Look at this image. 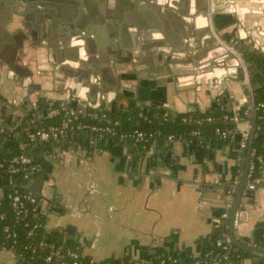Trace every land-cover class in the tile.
Returning <instances> with one entry per match:
<instances>
[{
  "label": "crops",
  "instance_id": "crops-1",
  "mask_svg": "<svg viewBox=\"0 0 264 264\" xmlns=\"http://www.w3.org/2000/svg\"><path fill=\"white\" fill-rule=\"evenodd\" d=\"M52 1L51 9H20L9 25L10 35L22 43L14 50L20 73L14 71V78V69L0 63V130L15 136L24 124L45 119L47 110L38 104L42 98L64 101L79 117L86 115L84 106L88 112H127L136 126L141 125L138 112L154 107H170L175 114L248 107L242 105L248 100L246 83L228 78L238 72L234 62L220 60L229 49L214 52L215 41L199 46L197 32L216 27L226 44L243 41L242 52L264 55V38L255 31L257 26L264 35V0H210L214 13L203 11L201 23L192 16L201 15L208 0ZM72 25L83 33L78 46L74 42L81 35ZM67 32L74 41L69 47L77 49L73 55L85 61L66 57L57 63L48 45L59 42L62 48ZM189 38L200 47L193 60L172 51L185 48ZM112 56L119 63L109 59L102 75V64ZM5 132L0 136L7 140ZM29 154L39 170L27 190L48 214L47 228L66 231L96 262L129 257L147 263L158 248L203 260L224 222L228 229L230 183L239 181L244 160L240 141L214 146L195 136L166 137L144 151L132 140L72 133L65 140L34 144ZM257 176L262 182L244 191L237 225L242 239L256 237L264 227V164ZM263 259L248 254L234 264H264ZM0 264H17L15 253L0 249Z\"/></svg>",
  "mask_w": 264,
  "mask_h": 264
},
{
  "label": "trees",
  "instance_id": "trees-1",
  "mask_svg": "<svg viewBox=\"0 0 264 264\" xmlns=\"http://www.w3.org/2000/svg\"><path fill=\"white\" fill-rule=\"evenodd\" d=\"M251 64L252 74L254 80L252 82L254 88V101L255 106L259 103L264 104V55L257 51H250L247 54ZM40 107L48 108L45 98L39 100ZM60 101L55 100V106H59ZM247 110L246 107L243 108ZM223 113H209L203 114L199 112L194 113H176L174 119L170 112L164 107H154L148 110L140 111L141 125L136 126L129 118V113L117 115L108 112V116L112 121V125L120 132H134L141 131L147 135L153 134L154 137L149 138L145 143L139 144L145 151L150 148L152 143L157 140H162L167 136L173 135L176 139H191L193 132L199 131L203 142H211L214 146H223L231 142L230 138L223 139L217 133V129L226 131L233 129L234 124L224 123L222 121L208 122V117L219 118ZM264 115V109L256 111V127L261 125L260 116ZM63 121V114L57 115L53 118H45L35 124H24L20 128L19 134L4 140L0 136V141L4 144L5 152L0 153V249L13 251L17 257V264H50L45 261V257L49 255L50 249L41 246V243L53 244L56 247L63 249L76 250L81 254V264H91L92 258L83 252L81 243L75 240L63 229H48L47 221L48 214L40 210L38 204L39 199L30 195L27 190V183L31 176L26 178L23 172L11 174L8 171L10 160L21 154L22 150L20 145L22 143H30L29 149L35 144L30 141L27 135L28 132H35L36 130L47 127L49 125H58ZM77 121L88 122L92 124H100L98 121L90 120L86 117H79ZM83 134H89L87 132ZM254 150L258 156L264 160V129H256ZM256 171L258 174L261 170L263 163L256 160ZM12 182V183H11ZM20 195V201L17 206L14 205L11 196L14 192ZM228 230L221 226L219 231L214 234V241L222 237ZM15 234V235H14ZM256 241L264 243V227L256 230ZM214 255L223 252L221 247H211ZM249 253L233 247L229 252L231 258L230 263L221 264H234L239 263L241 259ZM155 261L150 264H197V259L189 255L181 253H166L163 249H157L155 253ZM110 264H146L133 260L129 257L125 258H109L102 262Z\"/></svg>",
  "mask_w": 264,
  "mask_h": 264
},
{
  "label": "water",
  "instance_id": "water-1",
  "mask_svg": "<svg viewBox=\"0 0 264 264\" xmlns=\"http://www.w3.org/2000/svg\"><path fill=\"white\" fill-rule=\"evenodd\" d=\"M209 2H207L206 7L203 6L199 11V13L201 12L200 17H198V15H194L192 16V18H197V20H199L198 23L202 22L201 17H203L204 12L206 11H210L212 14L214 13V9L213 6L211 5V1L208 0ZM6 4V6H8L7 9L3 10L2 5ZM22 4L20 3L19 0H0V63L1 66H4V64H8L10 65V70L14 69L12 72L13 77L15 78L16 75V71L18 73L19 72V68L15 66L14 61L16 60L17 57H15L16 52L14 50H16L17 45L16 43L19 45L22 44L21 42H17L16 39H13V36L10 35V33L8 32L9 29V25L11 20L13 21V16L14 14H17L19 11V6H21ZM18 10V11H17ZM43 9H41L42 11ZM204 11V12H203ZM3 12V13H2ZM203 12V13H202ZM214 17V15H213ZM211 17V22H212V18ZM209 17L207 16L206 19H208ZM71 24V23H69ZM241 24V23H240ZM194 25V23H193ZM200 25V24H199ZM213 25V22H212ZM242 26V24H241ZM72 28L77 32H79V30L77 29V27H75V25H72ZM210 31V32H209ZM210 34V37H205L206 33ZM71 33H66V35L68 36V38L65 37L62 38V40H66L65 44L62 46L59 42H49L51 46L50 48H52L54 55L57 57H55L57 59V63L59 64L60 62H64L66 59V57H71V59L73 61H85V59L83 57H79V56H75L73 55L74 50L77 51L76 47H69L68 43H73L74 41H72V37L70 35ZM79 34L83 35V33L79 32ZM75 35V34H74ZM81 37L77 38V41H75L73 44L78 46L81 41ZM26 40H28V36L24 35ZM73 36V35H72ZM192 35H190L191 37ZM87 37V36H85ZM197 42L199 44V46L205 44H211L212 41H215L216 44L214 45V52H216V50L218 48H222L223 50L224 47L226 46L229 51L226 53H222V56H220V58H216L217 60H215L217 66L221 63L220 60H222L225 64L233 61L236 69H238V72L235 76H230L228 77L229 79H235L237 81H243L244 83H246L247 86V90H248V100L244 103H242L243 106H250L252 108V118H251V129L249 132V137L247 139V146L244 150V160H243V170L240 176L239 181L235 182V183H230V187L233 189L234 191V198L233 200L229 203V205H231L230 209H228V232H229V237L231 242L239 249L251 254L253 257L255 258H259L261 256H264V246L260 245L257 241H256V237L254 236L252 239H242V237H240L238 230H237V225H238V217H239V213L241 211V207H242V201H243V196H244V191L245 188L247 186L249 187H257L259 184H255V183H251L249 184V178H248V174H249V169H250V164H251V159H252V150H253V146H254V141H255V133H256V109H255V101H254V88L252 85V82L254 80V75H252L251 73V64L245 60V58L241 55V51L242 49H244L245 44L243 41H239V43L236 46H233L232 43L234 42V40L229 41L228 44L225 43V38L223 35H221V33L218 31V29L216 27H214L212 30H209L208 28L206 30H202V31H198L197 32ZM47 37H43L42 40H47ZM204 39V40H203ZM200 47H195L192 45L191 43V39L189 38V40H187V44L185 46V48L182 46V48H174L172 51H178L182 52V53H186L190 56L189 60H193L195 59L193 52L196 51V49L198 50ZM114 51V49H112ZM18 52V51H17ZM116 52V50L114 51ZM8 55V56H7ZM238 55V56H237ZM82 58V59H81ZM114 60L115 62H118L117 59H115L114 56L107 58L106 63L102 64L101 67V73L102 75L104 73H106V71L109 69V67L111 66L110 63H108V60ZM220 59V60H219ZM117 60V61H116ZM219 60V61H218ZM220 62V63H219ZM119 63V62H118ZM86 65V62L85 64ZM225 65H223L224 67ZM54 69L58 67V65L53 66ZM238 67V68H237ZM226 68V67H225ZM177 70L176 68L173 69L172 65L170 66V72L174 75L173 77L176 78L177 80L179 79V76L176 75L175 71ZM15 71V72H14ZM87 71V70H86ZM88 72V71H87ZM97 77H99L98 73L96 74ZM118 79L121 81L122 75H118ZM120 86L117 85V90ZM114 91H116V87L113 88ZM108 91H112V89L108 90ZM119 92V90H118ZM70 93H73V89L70 90ZM105 93H107L105 91ZM104 104L106 103V99L104 98ZM85 100L81 99V104L84 105ZM84 114H86L88 112V109L84 106L82 107ZM166 109L170 112V115L172 117V120L174 119V110L170 107H166ZM76 117H79V113L76 112ZM5 139H9L13 137V134L9 131L5 132ZM236 141H240L242 140L241 134H237L235 137ZM5 152V147L4 145H0V153H4ZM188 184H195V185H199L201 186V183H195L193 181H185ZM264 260V259H263Z\"/></svg>",
  "mask_w": 264,
  "mask_h": 264
},
{
  "label": "built area",
  "instance_id": "built-area-1",
  "mask_svg": "<svg viewBox=\"0 0 264 264\" xmlns=\"http://www.w3.org/2000/svg\"><path fill=\"white\" fill-rule=\"evenodd\" d=\"M242 55V52H241ZM238 56V55H237ZM48 104L47 116L46 118H53L57 115L63 114V121L58 125H49L47 127H42L35 132H28L27 135L31 142L37 144H43L54 140L68 139L72 133H89L96 135L99 139H119V140H132L137 144L145 143L149 138L154 137L153 134H145L141 131L134 132H120L113 125L108 113L105 111H91L86 113L85 117L98 121L100 124H92L88 122L77 121L76 111L69 107L64 101H60L59 106H55V100H46ZM247 110H244L243 107H236L234 111L224 113L219 118L208 117L206 120L208 122L213 121H222L224 123L234 124L233 129L226 131H221L217 129V133L221 135L223 139L230 138L232 141H235L237 134H241V147L245 150L247 139L249 137V132L251 129V118H252V108L250 106L246 107ZM256 111L263 110L264 104L259 103L255 106ZM261 125L256 129H264V115L260 116ZM242 123H249L247 128H242ZM1 132H5L0 130ZM256 134V133H255ZM193 135L195 137L201 136L199 131H194ZM168 140H175L176 138L173 135L167 136ZM30 143H22L20 148L22 150L21 154L13 157L10 160L8 171L11 174L23 172L24 176L28 178L33 176L38 170L39 165L35 163L33 158L30 156L28 150ZM258 160L264 164V160L261 156L256 154V151L252 150V159L249 169L248 178L255 184H260L262 179L255 174L256 164L255 161ZM263 167V166H261ZM12 183V182H11ZM11 199L15 206H17L20 201V195L14 192V196H11ZM228 203V202H227ZM229 206V204L227 205ZM223 227L227 229V225L224 222ZM228 230V229H227ZM15 235V234H14ZM215 247H221L223 252L218 255H214L213 250L211 249L209 254L203 258V260H197V264H221L230 263L229 252L232 251L233 247H236L230 240L229 233H224L221 238L216 239L213 244ZM262 245V244H261ZM41 246L50 249L49 255L45 257V261L50 264H81L80 257L81 254L76 250L63 249L62 247H56L53 244L41 243ZM237 248V247H236ZM17 259V257H16ZM134 260V259H133ZM155 257L152 261L147 262L146 264L153 263ZM104 262V261H103ZM143 262V261H139ZM221 262V263H220ZM145 263V262H143ZM91 264H102V262H96L92 259ZM105 264H110L106 262Z\"/></svg>",
  "mask_w": 264,
  "mask_h": 264
},
{
  "label": "flooded vegetation",
  "instance_id": "flooded-vegetation-1",
  "mask_svg": "<svg viewBox=\"0 0 264 264\" xmlns=\"http://www.w3.org/2000/svg\"><path fill=\"white\" fill-rule=\"evenodd\" d=\"M20 3L22 4L21 6H19V10H25L27 11L28 9H43V10H47V9H51L53 8V4L54 1L52 0H19ZM68 2L66 1V3H64V6L67 4ZM3 10L7 9L8 6H6V4L2 5ZM18 11V10H17ZM19 12V11H18ZM3 13V12H2ZM14 20V19H13ZM12 22V20L10 21ZM257 25V24H256ZM256 35H258V37H260V39L264 38L263 32H260V29H258V27L256 26ZM243 50V49H242ZM253 51V50H251ZM242 52V51H241ZM250 52V51H249ZM244 53V52H243ZM248 52H246L247 54ZM246 57V56H245Z\"/></svg>",
  "mask_w": 264,
  "mask_h": 264
},
{
  "label": "rangeland",
  "instance_id": "rangeland-1",
  "mask_svg": "<svg viewBox=\"0 0 264 264\" xmlns=\"http://www.w3.org/2000/svg\"><path fill=\"white\" fill-rule=\"evenodd\" d=\"M242 56L245 58V60L246 61H248L249 63H250V61H249V58L247 57V55H246V52H242ZM246 56V57H245ZM251 73H252V70H251ZM253 75V74H252Z\"/></svg>",
  "mask_w": 264,
  "mask_h": 264
}]
</instances>
